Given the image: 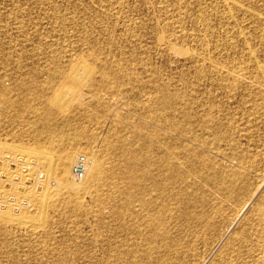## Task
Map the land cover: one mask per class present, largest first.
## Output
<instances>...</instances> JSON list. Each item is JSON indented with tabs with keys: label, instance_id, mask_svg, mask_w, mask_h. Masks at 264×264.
<instances>
[{
	"label": "rangeland",
	"instance_id": "1",
	"mask_svg": "<svg viewBox=\"0 0 264 264\" xmlns=\"http://www.w3.org/2000/svg\"><path fill=\"white\" fill-rule=\"evenodd\" d=\"M11 146L110 172L44 193L43 161ZM0 158V214L20 218L0 219V264H264V0H0Z\"/></svg>",
	"mask_w": 264,
	"mask_h": 264
},
{
	"label": "bare ground",
	"instance_id": "2",
	"mask_svg": "<svg viewBox=\"0 0 264 264\" xmlns=\"http://www.w3.org/2000/svg\"><path fill=\"white\" fill-rule=\"evenodd\" d=\"M86 60V59H85ZM86 62V61H85ZM85 62H83V63H85ZM73 63V62H72ZM89 63V62H88ZM82 64V63H81ZM80 64H77L76 66H75V68L73 69V71L71 72V74H70V78L71 79H73L72 81L73 82H77V77H75L76 76V74H75V72H76V70H77V68H78V66H79ZM84 65V64H83ZM83 65H81V67H83L84 69H86L89 73L88 74H90L91 73V69L90 68H87V67H85V66H83ZM260 66V65H259ZM73 67H74V65H73ZM72 67V68H73ZM89 67V66H88ZM80 68V67H79ZM95 68V67H94ZM82 69V68H81ZM83 69V70H84ZM244 73V72H243ZM87 74V75H88ZM67 76V75H66ZM68 78H69V76H68ZM68 80H70V79H68ZM71 81V80H70ZM73 82H71V83H73ZM236 84V83H235ZM75 85V84H74ZM70 86H71V84H70ZM73 86V85H72ZM69 87V86H68ZM78 87H79V85H78ZM226 87V86H225ZM64 88H66V89H64V90H70V89H72V88H68L67 89V86L65 87V85H64ZM227 89V88H226ZM64 90H59L57 93H56V95H55V97L52 99V101H51V103L55 106V107H57V109H59L58 111H61L63 108L64 109H66V107H68V106H66V107H64V105H65V103L64 102H66V101H68V100H72V99H67L66 100V98H67V95H66V93H65V91ZM72 90H75L74 88L72 89ZM71 90V91H72ZM77 90V89H76ZM235 90V89H234ZM79 91V90H78ZM73 92V91H72ZM68 94V93H67ZM69 95H71V94H69ZM76 95V94H75ZM77 95H78V93H77ZM80 95V94H79ZM73 96V95H72ZM48 97V96H47ZM76 97V96H75ZM231 97V96H230ZM71 98V97H70ZM46 99V98H45ZM48 100H49V98H48ZM66 100V101H65ZM46 101V100H45ZM167 101V100H166ZM47 103V102H46ZM66 103H69V101L68 102H66ZM169 103V102H168ZM64 104V105H63ZM167 104V103H166ZM49 105V104H48ZM68 105V104H67ZM209 105V104H208ZM165 107V106H164ZM169 107V106H168ZM212 109V108H211ZM63 111V110H62ZM62 111H61V113H62ZM64 112V111H63ZM60 113V114H61ZM188 113V112H187ZM191 115V114H190ZM166 116V115H165ZM202 117V116H201ZM169 118V117H168ZM158 119V118H157ZM164 119V118H163ZM214 121V120H213ZM166 122V121H165ZM168 124V123H167ZM190 126V125H189ZM174 133V132H173ZM182 134H183V132H182ZM151 141H152V139H150ZM114 141V140H113ZM117 141V140H116ZM108 142V141H107ZM112 142V141H111ZM115 142V141H114ZM153 142V141H152ZM168 143V142H167ZM107 144H110V143H107ZM112 144V143H111ZM123 144V143H122ZM110 146V145H109ZM113 146V145H112ZM19 146H17V147H15V146H11V147H9L10 149H9V151H14V152H16V153H18V152H20L19 154H24V153H29V154H32V155H34V156H36L38 159H39V161L37 160V163L39 162L40 163V161L42 160L43 161V163L45 164V165H43L44 166V168L42 167V166H39V168H40V170L43 172V177H44V179H43V189H44V193L46 192H49L51 189H52V186H51V184H53V183H50L51 182V180L53 181V180H56V178H57V180L59 181V183L57 184L62 190H70V191H73L74 193H75V195H80V193H83L84 194V192H87L91 187L93 188L94 186H93V184H95V182L99 179V178H101L100 176L102 175L103 176V172H107L108 171V168H106V171H104V169H105V167H104V169H103V172L101 171L102 169H100L101 167H100V161L98 160V158L96 157V153L95 154H93V155H90V156H85V158H86V161H87V169H86V174H85V177L83 178V179H81V180H76L75 178H73L72 176H71V164H72V161H73V156H74V153H75V151H69L68 150V152H63L62 154H58V153H56V154H53L52 152H49V151H46V150H43V149H35V148H32V149H27V150H25V149H23V148H21V150L18 148ZM113 147H115V146H113ZM40 148V147H39ZM110 148H112V147H110ZM109 148V149H110ZM119 148V147H118ZM177 148V147H176ZM106 150V149H105ZM111 150V149H110ZM177 150V149H176ZM180 150V149H179ZM120 151H122V150H120ZM55 152H56V150H55ZM110 153V152H109ZM108 153V154H109ZM8 155V158H7V160H8V162L7 163H14V162H16L19 166H21V155H19V158L17 157V156H11L12 154L11 153H7ZM58 154V155H57ZM193 154V153H192ZM107 155V154H106ZM116 155V154H115ZM129 153H127V151H122L121 152V154L119 155L120 157H123V158H128L129 156ZM166 155V154H165ZM168 155H169V153H168ZM173 155V154H172ZM177 155V154H176ZM189 155V154H188ZM75 156H77V155H75ZM79 156H81V155H79ZM79 156H77L76 157V159H75V161H73L74 162V164H75V162H76V160H77V158L79 157ZM128 156V157H127ZM161 156V155H160ZM169 157V156H168ZM3 158H6V155H5V157H3ZM2 158V159H3ZM100 158V157H99ZM101 158H105V156L104 157H102L101 156ZM155 158V157H154ZM167 158V157H166ZM177 158V157H176ZM107 159V158H106ZM106 159H105V162H106ZM112 159V158H111ZM165 159V158H164ZM110 160V159H109ZM208 160V159H207ZM3 161H6V160H3ZM120 161V160H119ZM161 161V160H160ZM166 161V160H165ZM169 161V160H168ZM162 162V161H161ZM12 163V164H13ZM15 163V164H16ZM112 163V162H111ZM121 163V162H120ZM119 163V164H120ZM168 163V162H167ZM171 163V162H170ZM16 164V165H17ZM154 164V163H153ZM14 165V164H13ZM105 165V164H104ZM121 165H124V162L122 161V164ZM151 165V164H150ZM162 165V164H161ZM8 166V165H7ZM74 166V165H73ZM107 166V165H106ZM125 166V165H124ZM126 166H128L126 169H128V171L127 172H129V180H130V182L131 183H133V184H135V183H137V179H139L138 177H137V169H136V167H135V163L133 162L132 164H130V165H126ZM14 167V166H13ZM16 167V166H15ZM103 167V166H102ZM113 167V166H112ZM169 167V166H168ZM172 167V166H171ZM173 167H175V165L173 166ZM17 168H19L18 166H17ZM153 168V167H152ZM159 168V167H158ZM161 168V167H160ZM116 169V168H115ZM157 169V168H156ZM168 169V168H167ZM171 169V168H170ZM113 170V169H112ZM172 170H173V168H172ZM175 170V169H174ZM140 171V170H139ZM155 171V170H154ZM161 171H163V170H161ZM164 171H166V170H164ZM178 171V170H177ZM108 172H110V171H108ZM118 172H119V170H118ZM126 172V171H125ZM149 172V171H148ZM152 172V171H151ZM168 172V171H167ZM166 172V173H167ZM113 173V172H112ZM121 173V172H120ZM159 174H160V171L158 172ZM172 173H174V171L172 172ZM72 174H73V170H72ZM115 174H116V172H115ZM114 174V175H115ZM119 174V173H118ZM127 174L128 173H126V179H127ZM175 174H178L179 175V173L177 172V173H174V175ZM110 175V174H109ZM117 175V174H116ZM125 176V175H124ZM149 176V175H148ZM167 176V175H166ZM166 176L164 177V178H166ZM169 176V175H168ZM106 177H107V175H106ZM110 177V176H109ZM109 177H107V178H109ZM116 177V180H117V176H115ZM172 177V176H171ZM113 178V177H112ZM120 178H122V177H120ZM124 178V177H123ZM168 178V177H167ZM166 178V179H167ZM106 179V178H105ZM114 179V178H113ZM125 179V178H124ZM152 179H154V178H152ZM151 179V180H152ZM110 180V179H109ZM109 180H107V181H109ZM116 180H114V182L116 181ZM128 180V181H129ZM161 180V179H160ZM164 180V182H165V179H163ZM162 180V181H163ZM168 180V179H167ZM169 180H171V182L173 181L174 182V180H172V178L171 179H169ZM179 179H177V182H180V181H178ZM57 181V182H58ZM112 181V180H111ZM128 181H126L127 183H129ZM153 182V181H152ZM167 182H170V181H167ZM97 183V182H96ZM107 184H108V182H106ZM119 183V182H118ZM117 183V184H118ZM120 183H122V181H120ZM150 183V182H149ZM158 183V182H157ZM99 184V183H98ZM110 184V183H109ZM125 184V183H124ZM123 184V185H124ZM148 184V183H147ZM164 184V183H163ZM168 184V183H167ZM176 184V183H175ZM178 184V183H177ZM116 185V184H115ZM122 185V186H123ZM160 185V184H159ZM161 185H162V182H161ZM157 186V188H159L160 190H161V192H165L168 188H170V185H169V187L165 190V187H163V186ZM165 185H166V182H165ZM179 185H180V183H179ZM98 186V185H97ZM119 186V185H118ZM136 188H139V186H136V185H134ZM153 186H155L156 187V184H154ZM172 186V185H171ZM174 186H177V185H174ZM174 186H173V188H170V190H174ZM182 186V185H181ZM53 187H54V185H53ZM109 187V186H108ZM110 187H113L114 188V186H111L110 185ZM149 187V186H148ZM105 188V187H104ZM122 188V187H121ZM126 188V187H125ZM125 188H123V189H125ZM95 189V188H94ZM109 189V188H108ZM111 189V188H110ZM120 189V187L118 188V190ZM177 189V187H175V190L174 191H177L176 190ZM114 190H115V188H114ZM113 190V191H114ZM117 190V189H116ZM127 190H129V189H127ZM172 190V191H173ZM90 191V190H89ZM93 191H95V190H93ZM112 191V190H111ZM121 192H125V191H122V190H120ZM168 191H169V189H168ZM171 191V192H172ZM98 192H100V191H98ZM102 192V191H101ZM135 192V191H134ZM170 191H169V193H171ZM90 193V192H89ZM88 192H87V194H89ZM107 192H105V194H106ZM108 193H110V192H108ZM112 193V192H111ZM109 194L110 195V197H111V195L112 194ZM118 193V192H117ZM120 193V192H119ZM128 193V192H127ZM135 193H137V192H135ZM158 193V192H157ZM167 194H168V192H166ZM175 193H177V192H175ZM114 194V193H113ZM122 194V193H121ZM46 195V194H45ZM85 195V194H84ZM97 195V194H96ZM103 195V194H102ZM107 195V194H106ZM124 195L126 196V194L124 193ZM171 195H173V193L171 194ZM175 195V197L177 198V197H179V196H176V195H179V194H174ZM118 195H116V197H117ZM125 196H123V197H125ZM129 195H127V197H128ZM155 196H156V194H155ZM154 196V197H155ZM162 196V195H161ZM165 196H170V195H165ZM97 197H99V198H101V199H103L104 197H102V196H97ZM115 197V198H116ZM119 197V196H118ZM153 197V196H152ZM171 197V196H170ZM45 198H47V197H44L43 196V198L40 200V205H41V207H44V205H45V202H46V199ZM99 198H97L96 199V201L99 199ZM160 198V197H159ZM169 198V197H168ZM0 199H1V202H2V197H0ZM100 199V200H101ZM105 199V203L107 204V200H106V198H104ZM103 199V200H104ZM109 199V198H108ZM120 199V198H119ZM164 199V198H163ZM170 199H172V201H173V197L172 198H169V200L167 201V202H171V200ZM8 200V202H10L11 200H9V199H7ZM14 200V199H13ZM130 200V199H129ZM158 200V199H157ZM162 200V199H161ZM167 199H165V201H166ZM176 200V199H175ZM95 201V200H94ZM102 201V200H101ZM120 201H121V199H120ZM122 201H124L123 199H122ZM144 201V200H143ZM153 201H154V199H151L150 200V203H148L147 204V206L149 205V207H148V210L146 209V207H145V212H146V210L148 211V216H145V215H143V216H145V217H147V221H146V226L148 227V229H149V232H148V234H149V236H148V238L146 237V239H150L151 237L154 239L155 238V235L157 234L155 231H156V229L158 230V229H160V228H162V227H164L163 226V223H164V219H163V214H164V211L163 212H161V211H156V212H153V210L154 209H152V206L154 205L153 204ZM156 201V200H155ZM167 202H164V203H167ZM12 203H14V202H12ZM101 203H104V202H100V203H98L99 204V206H100V204ZM102 204L103 206L104 205H106V204ZM127 203V202H126ZM155 203V202H154ZM16 204V203H15ZM95 204H96V202H95ZM144 204V203H143ZM46 205H47V203H46ZM46 205H45V207H46ZM91 205V204H90ZM101 205V206H102ZM158 205V204H157ZM162 205H163V203H162ZM166 205V204H165ZM99 206H96V207H99ZM107 206V205H106ZM143 206V205H142ZM141 206V207H142ZM164 206V205H163ZM171 206V205H170ZM77 207V206H76ZM80 207V206H79ZM114 207V206H113ZM144 207V206H143ZM160 207V206H159ZM11 208V207H10ZM165 208V207H164ZM85 209V208H84ZM114 209V208H113ZM162 209H163V207H162ZM43 210H44V208H43ZM143 211H144V209H142ZM161 210V209H160ZM165 210H166V208H165ZM94 211V210H93ZM99 211V210H98ZM123 211V210H122ZM166 211H168V209L166 210ZM166 211H165V213H166ZM98 213V212H97ZM142 213V212H141ZM124 214V213H123ZM173 215V214H172ZM108 216V215H107ZM44 217V216H43ZM141 218V217H140ZM0 219H2V221H11V220H15V221H19L20 220V218H19V216H17V215H15V216H13V215H10V213H9V215L8 214H6V216L5 215H3V214H0ZM132 220V219H131ZM145 220V219H144ZM135 221V220H134ZM140 221H141V219H140ZM140 221H138L139 223H140ZM166 222V221H165ZM6 223V222H5ZM168 223V222H167ZM42 224V223H41ZM138 225H140V224H138ZM207 225H208V223H207ZM210 225V224H209ZM141 226V225H140ZM146 227V228H147ZM119 228V227H118ZM122 228V230L123 229H126V231H127V233H128V235H132V237H137V238H139V237H142L143 236V233L140 231V230H138L137 228H136V225H134V226H122L121 227ZM120 228V229H121ZM145 228V227H144ZM120 229H119V231H120ZM141 229V228H140ZM142 229H143V227H142ZM110 230V229H109ZM125 231V230H124ZM148 231V230H147ZM146 231V232H147ZM158 232V231H157ZM159 232H161V231H159ZM126 233V234H127ZM144 233H145V230H144ZM145 234H147V233H145ZM144 234V235H145ZM161 233H158V235H160ZM162 235V234H161ZM135 237H134V239H135ZM127 238V237H126ZM157 238V237H156ZM125 239V238H124ZM130 239V238H129ZM143 239V238H142ZM118 240V239H117ZM126 240V239H125ZM125 240H123V241H121V242H125ZM131 240V239H130ZM132 240H133V238H132ZM143 240H145V239H143ZM127 241H128V239H127ZM151 241H153V240H151ZM154 241H155V239H154ZM130 242V241H129ZM131 242H133V241H131ZM127 243V242H126ZM125 243V244H126ZM110 244V243H109ZM124 244V243H123ZM121 245V244H120ZM123 246V245H122ZM132 246V245H131ZM124 247V246H123ZM123 247H121L122 249H123ZM113 248V247H112ZM116 248V247H115ZM114 248V250H116ZM121 248H119L118 247V249H121ZM125 248V250L126 249H128L127 247H124ZM121 249V250H122ZM130 249V248H129ZM150 249V248H149ZM110 250H112V249H110ZM125 250H123V251H125ZM131 251H132V249H130ZM106 251H108V250H106ZM127 251H129V250H127ZM149 251V250H148ZM110 252V251H109ZM113 253V252H112ZM115 254H118V253H120V250H119V252H117V250L114 252ZM146 253V252H145ZM109 254V253H108ZM110 254H111V252H110ZM127 254H129V253H127ZM112 255V254H111ZM121 255H122V253H121ZM150 255V254H149ZM123 256H124V254H123ZM115 257V256H114ZM117 257V256H116ZM122 257V256H121ZM109 259H110V257H109ZM116 259H119L117 262H119L120 261V258H116ZM111 260V259H110ZM106 262V261H105ZM113 262V261H112ZM115 262V264H116V260L114 261ZM110 263V262H109ZM108 263V264H109ZM112 264V263H111Z\"/></svg>",
	"mask_w": 264,
	"mask_h": 264
},
{
	"label": "built area",
	"instance_id": "3",
	"mask_svg": "<svg viewBox=\"0 0 264 264\" xmlns=\"http://www.w3.org/2000/svg\"><path fill=\"white\" fill-rule=\"evenodd\" d=\"M8 156L6 158L1 159L3 160H7ZM21 164H24V159H21ZM25 167L28 166V164L24 165ZM86 169H87V161L84 155H81L77 158L74 166H73V176L76 180H81L85 177L86 174ZM3 177V176H2ZM4 178V177H3Z\"/></svg>",
	"mask_w": 264,
	"mask_h": 264
}]
</instances>
